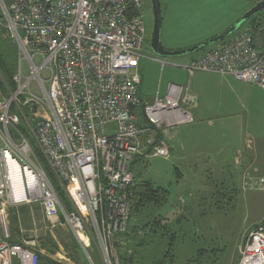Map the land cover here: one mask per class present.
<instances>
[{
    "label": "built area",
    "instance_id": "2783aa9c",
    "mask_svg": "<svg viewBox=\"0 0 264 264\" xmlns=\"http://www.w3.org/2000/svg\"><path fill=\"white\" fill-rule=\"evenodd\" d=\"M146 1L0 0V20L17 50L15 88L0 75V264H40L35 238L10 243L9 209L30 204L40 205L52 225L67 226L90 264L93 248L103 264H120L117 245L132 213L133 162L169 159L168 132L193 122L189 83L167 84L151 104L139 97ZM153 60L162 71L169 65ZM175 67L189 82L206 72L264 90V42L243 28ZM243 185L264 191V178L246 175ZM239 254L238 264H264V224L249 233Z\"/></svg>",
    "mask_w": 264,
    "mask_h": 264
},
{
    "label": "rangeland",
    "instance_id": "374dc122",
    "mask_svg": "<svg viewBox=\"0 0 264 264\" xmlns=\"http://www.w3.org/2000/svg\"><path fill=\"white\" fill-rule=\"evenodd\" d=\"M227 1L223 17L231 19L238 16L239 4L236 2L238 6H231L229 5L231 0ZM249 1L253 3L251 4L253 8L256 2ZM201 8L199 15L190 17L194 22H206V15L209 19L213 13L207 4H202ZM146 10L148 11V15L144 14L146 39L140 64L143 82L139 97L143 104H151L159 87L160 93L164 94L169 83L186 85V74L175 65H180L186 61V57L198 56L203 51L178 58L156 56L151 49L154 15L150 0L144 13ZM1 13L0 8V16ZM261 14L260 18L264 20V11ZM256 26L251 22L249 25H243V28L252 30L257 28L256 35L263 43L264 22ZM8 41L12 42L2 19L0 50H6ZM11 50L13 51L12 46ZM153 57L169 65L162 71L161 65L155 62ZM185 130L186 126L171 129L166 137L168 147L171 136ZM182 154L187 156L186 152ZM145 160L146 162L134 165L133 171L141 181H151L154 185L169 191L164 205L152 212L153 216H160L159 218L167 225L169 235H175L173 242L168 235L165 241L166 246L173 243L175 264H238L241 245L252 230L264 224V191L246 188L240 178L241 171L237 169L222 174L227 180L226 183L205 180L198 182L197 185L188 182L186 161H178L174 154L170 155L169 159L151 156ZM203 184L208 186H200ZM8 212L14 236L11 238L16 243L35 238L40 249L51 254L49 257L54 262H57L54 257L61 256L62 258L58 260L65 264H90L85 251L78 246L68 227L61 222L55 225L49 223L40 205H22L16 209H9ZM158 248L153 251H163L164 247ZM89 253L95 264H103L95 248Z\"/></svg>",
    "mask_w": 264,
    "mask_h": 264
},
{
    "label": "crops",
    "instance_id": "0c3cea01",
    "mask_svg": "<svg viewBox=\"0 0 264 264\" xmlns=\"http://www.w3.org/2000/svg\"><path fill=\"white\" fill-rule=\"evenodd\" d=\"M160 2L163 14L161 43L167 51L189 49L221 35L250 11L253 4L249 0H231L229 5L239 4L238 16L226 19L223 13L227 8V0ZM202 4H207L213 13L209 19L206 15V22H194L190 17L200 14ZM144 14L148 15V11ZM198 56L186 57V61L180 65ZM185 78L187 83L183 86L189 83L194 98L193 122L182 125L186 126V130L171 136L169 151L178 161H186L188 182L197 185L205 180L226 183L222 174L236 169L241 171L242 183L246 175L249 179L264 178V90L230 76L206 72L196 73L190 82L188 77ZM157 92L160 93V87ZM184 152L187 156L182 154ZM145 159L138 157L133 162V173V166L146 162ZM137 181L141 179L137 177ZM49 255L41 249L43 258L51 260ZM60 257L53 259L58 261Z\"/></svg>",
    "mask_w": 264,
    "mask_h": 264
},
{
    "label": "trees",
    "instance_id": "16d2710c",
    "mask_svg": "<svg viewBox=\"0 0 264 264\" xmlns=\"http://www.w3.org/2000/svg\"><path fill=\"white\" fill-rule=\"evenodd\" d=\"M261 13L250 19L244 25H249L251 22L252 24H255L257 26H259V24H262L264 20L262 17L260 18V15H262ZM228 39H226L225 41H227ZM11 46L13 51L11 50ZM16 61V46L12 42L8 41L6 50H0V75L5 78L12 89L15 88L12 78L16 69ZM140 117L141 123L144 124L145 119L143 113H140ZM22 129L24 130V132H26L29 139L31 140L33 149L42 162V165L48 176L52 180L61 203L66 209L70 210V203L67 196L65 195L56 178L47 166L43 156L41 155L39 149L35 144V141L27 133L26 129L23 128V126ZM130 192L132 213L129 230L127 234L121 237L120 244L117 245L120 264H175L172 248L173 243H170L167 246L165 245L166 236L168 235V237H170V239L172 240L171 242H173L175 235H169V229L167 228V225L164 224L163 220L159 218L160 216H153L152 212L153 210L160 208L167 201L169 193L168 189L156 186L151 181L139 182L137 181V177L135 176V181L130 188ZM122 241L125 243L124 247L121 245ZM76 242L80 247L77 240ZM10 243L18 244L19 242L16 243L11 238ZM159 246L164 247L163 251H153V249L155 248L159 249ZM40 261V264H57L52 260L43 258L41 255Z\"/></svg>",
    "mask_w": 264,
    "mask_h": 264
},
{
    "label": "water",
    "instance_id": "95a60500",
    "mask_svg": "<svg viewBox=\"0 0 264 264\" xmlns=\"http://www.w3.org/2000/svg\"><path fill=\"white\" fill-rule=\"evenodd\" d=\"M150 1L154 15V27H153V34L151 40V49L156 56L161 58L185 57L210 49L218 45L219 43L224 42L232 35L236 34L243 27V25L246 24L250 19H252L253 17L257 16L258 14L264 11V2L258 3L250 11H248L241 19H239L238 22H236L232 27H230L227 31H225L221 35L189 49H185L181 51H167L164 49L161 43V29L163 23L161 2L160 0H150Z\"/></svg>",
    "mask_w": 264,
    "mask_h": 264
},
{
    "label": "flooded vegetation",
    "instance_id": "af4514ba",
    "mask_svg": "<svg viewBox=\"0 0 264 264\" xmlns=\"http://www.w3.org/2000/svg\"><path fill=\"white\" fill-rule=\"evenodd\" d=\"M148 4V0L146 1V5ZM256 4H258V3H256Z\"/></svg>",
    "mask_w": 264,
    "mask_h": 264
},
{
    "label": "bare ground",
    "instance_id": "6f19581e",
    "mask_svg": "<svg viewBox=\"0 0 264 264\" xmlns=\"http://www.w3.org/2000/svg\"><path fill=\"white\" fill-rule=\"evenodd\" d=\"M203 53V52H202Z\"/></svg>",
    "mask_w": 264,
    "mask_h": 264
}]
</instances>
